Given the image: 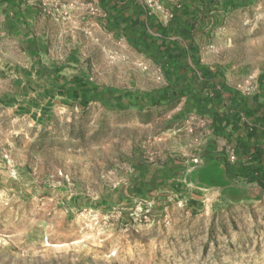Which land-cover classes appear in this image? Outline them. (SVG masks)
<instances>
[{
	"label": "rangeland",
	"instance_id": "1",
	"mask_svg": "<svg viewBox=\"0 0 264 264\" xmlns=\"http://www.w3.org/2000/svg\"><path fill=\"white\" fill-rule=\"evenodd\" d=\"M7 1L0 0V28ZM14 1L43 37L41 58L85 76L102 96L25 109L27 98L13 102L14 83L0 67V264H264V190L255 181L212 162L176 173L172 184L155 186L151 174L142 190L133 188L144 180L136 166L170 158L178 129L192 132L198 121L173 94L144 99L171 86L157 59L98 6ZM162 2L174 9L183 0ZM220 2L193 35L208 66L252 94L264 88V0H228L224 10ZM151 14L163 25L174 18ZM6 51L0 35V55ZM114 92L144 104L108 102Z\"/></svg>",
	"mask_w": 264,
	"mask_h": 264
},
{
	"label": "crops",
	"instance_id": "2",
	"mask_svg": "<svg viewBox=\"0 0 264 264\" xmlns=\"http://www.w3.org/2000/svg\"><path fill=\"white\" fill-rule=\"evenodd\" d=\"M77 1H81L82 7L90 5L100 7L111 27L125 28L131 38L130 42L136 48L148 52L157 59L167 70L171 86L156 93L164 89L170 90V94L183 100V112L185 110L191 112L198 120L192 132L185 128L178 129L180 131L178 142L176 141L178 146L173 149L174 154L170 155V158L165 157L160 161L136 166L138 174L142 173L144 180L133 188L142 190L145 181L149 182L145 177L151 174H156V178L150 182L155 186L172 184L177 179L176 173H186L189 170L195 172L206 166L210 168V164L215 162L218 163V167H222L224 174L232 173L244 178L252 175L253 181L264 190V88H259L252 94H244L237 88L229 86L219 69L208 66L207 56L193 35L196 26H202L205 19L203 16L212 9L213 0H188L187 3L183 0L176 10L174 17L177 18L179 27L188 26L190 34L187 40L179 35L170 36V40L175 41L178 48L186 52L185 60L175 61L172 66L164 64L162 58L153 53L156 47L154 44L140 40L139 36L143 31L159 36L158 33L156 35L152 33L148 24L144 29H137L136 36L130 33L127 19L132 15L138 16L132 10L129 3L131 0ZM227 1L221 0L222 10L228 8ZM185 5L187 9L184 11ZM6 6L8 8L3 14L0 35L12 51L1 52L0 67L3 69L2 76L7 75L14 83V92L12 91L10 95L13 102L19 101L16 97L23 93L27 98L25 103L28 104L24 105L25 109L45 111V103L59 98L75 100L79 105H83L85 101L88 103L95 100L96 97L101 98V91L90 88L85 76L67 74L57 60L44 61L41 58L44 40L33 28L34 21L29 18L30 15L14 0L7 1ZM146 15L142 12L139 17L145 19ZM173 21L169 23L171 26L174 25ZM16 54L24 56L27 62L21 64L14 57ZM6 57L9 59H5ZM5 63L8 70L4 69ZM154 93H150L149 98L144 99L150 101ZM130 95L126 92L120 96V92H114L108 102L118 104L119 101L122 104L130 103L137 106L144 104L140 98L141 104H137L135 97ZM17 105L21 104L17 102ZM206 117L210 119L208 124L205 122ZM230 151L235 154L234 160L229 159Z\"/></svg>",
	"mask_w": 264,
	"mask_h": 264
},
{
	"label": "trees",
	"instance_id": "3",
	"mask_svg": "<svg viewBox=\"0 0 264 264\" xmlns=\"http://www.w3.org/2000/svg\"><path fill=\"white\" fill-rule=\"evenodd\" d=\"M128 1L130 0H127V2ZM187 1L188 0H185L186 3ZM129 3L132 5V10L135 15H138H132L127 19V21H129V23H127V26L130 30V33L136 36V30L144 29L145 25L148 24L152 33H158L159 36H153V34L143 31L139 36L140 40L147 41L149 44H154L156 47L154 48L153 53L162 58V61L166 65L172 66L175 61H184L186 58V52L179 49L177 43L170 40V36L179 35L184 40H187L189 38L190 28L188 26H185L184 28L179 27V22L176 17L173 18L174 21L172 20L174 22V25H163L154 15L147 14L138 1L131 0V2ZM186 9L187 5L184 6V11ZM142 12H145L147 14L145 19L139 17ZM114 18H116V16H114ZM154 92L156 93V91ZM170 92V90L164 89L161 92H158L156 94L154 93L153 95H151L150 101L152 103H158L162 100H165L166 97L170 96ZM123 94L125 95L126 92L120 93V96H122ZM117 97L119 98V95H117ZM86 103L87 102L85 101L83 105H86ZM117 103L118 105H122V103H120L119 101H117ZM246 178L250 181L254 180V177L252 175H248Z\"/></svg>",
	"mask_w": 264,
	"mask_h": 264
},
{
	"label": "built area",
	"instance_id": "4",
	"mask_svg": "<svg viewBox=\"0 0 264 264\" xmlns=\"http://www.w3.org/2000/svg\"><path fill=\"white\" fill-rule=\"evenodd\" d=\"M136 1L140 3V5L143 7V9L147 14H150V10L160 11L163 16V21L166 23L175 16V9L180 7V3H176L174 9L165 7L162 0H136ZM191 118H196V117L194 114H192ZM205 120L207 124L210 123V119L208 117H206ZM229 159L230 160L235 159V154L232 151L229 152Z\"/></svg>",
	"mask_w": 264,
	"mask_h": 264
}]
</instances>
